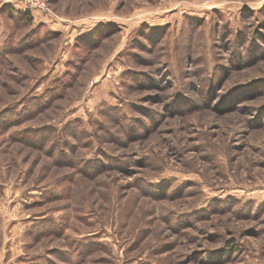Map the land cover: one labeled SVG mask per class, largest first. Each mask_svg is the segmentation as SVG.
<instances>
[{
	"label": "rangeland",
	"instance_id": "374dc122",
	"mask_svg": "<svg viewBox=\"0 0 264 264\" xmlns=\"http://www.w3.org/2000/svg\"><path fill=\"white\" fill-rule=\"evenodd\" d=\"M0 264H264V0H0Z\"/></svg>",
	"mask_w": 264,
	"mask_h": 264
},
{
	"label": "trees",
	"instance_id": "16d2710c",
	"mask_svg": "<svg viewBox=\"0 0 264 264\" xmlns=\"http://www.w3.org/2000/svg\"><path fill=\"white\" fill-rule=\"evenodd\" d=\"M16 14H17V16H23V15H25V14H30L31 15V13L30 12H28V11H25V10H16V11H14ZM35 29L36 30H38V32H39V30H41V31H43V25L41 24V23H38V24H36V26H35ZM34 29V30H35ZM32 33V32H31ZM33 33H34V31H33ZM44 35H46L45 33H44ZM33 97V96H32ZM33 98H35V97H33ZM38 108V107H37ZM36 110V109H35ZM28 114H25L24 116H27Z\"/></svg>",
	"mask_w": 264,
	"mask_h": 264
},
{
	"label": "crops",
	"instance_id": "0c3cea01",
	"mask_svg": "<svg viewBox=\"0 0 264 264\" xmlns=\"http://www.w3.org/2000/svg\"><path fill=\"white\" fill-rule=\"evenodd\" d=\"M31 12V16H33V18L39 20L40 18H42L43 16H45L44 13H42L41 11L39 10H36L35 8L34 9H31L30 10ZM42 13V14H41ZM44 14V15H43Z\"/></svg>",
	"mask_w": 264,
	"mask_h": 264
},
{
	"label": "built area",
	"instance_id": "2783aa9c",
	"mask_svg": "<svg viewBox=\"0 0 264 264\" xmlns=\"http://www.w3.org/2000/svg\"><path fill=\"white\" fill-rule=\"evenodd\" d=\"M36 6H37V2H34V4L31 6L33 8H31V9H34Z\"/></svg>",
	"mask_w": 264,
	"mask_h": 264
}]
</instances>
